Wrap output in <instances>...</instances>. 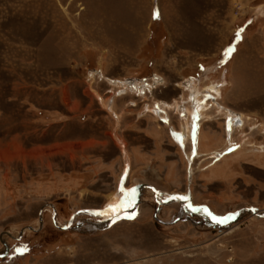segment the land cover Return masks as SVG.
Segmentation results:
<instances>
[{"label":"rangeland","instance_id":"obj_1","mask_svg":"<svg viewBox=\"0 0 264 264\" xmlns=\"http://www.w3.org/2000/svg\"><path fill=\"white\" fill-rule=\"evenodd\" d=\"M0 264H264V0H0Z\"/></svg>","mask_w":264,"mask_h":264},{"label":"bare ground","instance_id":"obj_2","mask_svg":"<svg viewBox=\"0 0 264 264\" xmlns=\"http://www.w3.org/2000/svg\"><path fill=\"white\" fill-rule=\"evenodd\" d=\"M109 106L112 107L114 106V104L112 105V102H109ZM162 110V109H160ZM165 111V110H164ZM159 109H156V114L158 115L159 118L164 119V120H168L169 119V115L167 113L163 114L159 113ZM182 116H183V126H182V130L179 132L174 130V136L176 138V140H178L182 146H186L187 144H193L194 150H193V156L190 159L191 163L193 162V159L196 158L197 156H199V152H198V143H199V139H200V131H201V124L202 122L209 116L208 112H207V106L204 102V100L200 97V94L196 93L193 97V110H190L188 108H184L182 111ZM210 117V116H209ZM228 119L229 121V139L230 142V146L232 147L231 149L235 148L237 145V143H235V141L233 140V131L234 128L236 127H240L243 124V117L238 116L236 113L234 112H229L228 113ZM216 157H220L223 154L220 153H213ZM184 194L180 193L179 196H182ZM185 197L189 200L188 196L185 194ZM115 204V201L111 202L108 205V209L111 208L113 205ZM127 204V201H126ZM125 206H123L121 212H119L118 214L120 215L122 213V211L125 209ZM106 208V210H108ZM103 214H105L106 216L104 218H109L111 217V215L106 214L104 212H102ZM57 224V223H56ZM59 226V225H58ZM60 228H62L61 226H59ZM35 229V228H34ZM25 230V229H24ZM23 230V231H24Z\"/></svg>","mask_w":264,"mask_h":264},{"label":"water","instance_id":"obj_3","mask_svg":"<svg viewBox=\"0 0 264 264\" xmlns=\"http://www.w3.org/2000/svg\"><path fill=\"white\" fill-rule=\"evenodd\" d=\"M89 212L93 213L94 215H99L101 217H105L106 215L103 214L102 212H98V211H92L90 210ZM107 217V216H106ZM115 217H109V219H114Z\"/></svg>","mask_w":264,"mask_h":264},{"label":"snow or ice","instance_id":"obj_4","mask_svg":"<svg viewBox=\"0 0 264 264\" xmlns=\"http://www.w3.org/2000/svg\"><path fill=\"white\" fill-rule=\"evenodd\" d=\"M180 199H184V198H180ZM196 209H193V211H195ZM228 218H225V221L227 220ZM220 222H224V221H221V220H217V223H220Z\"/></svg>","mask_w":264,"mask_h":264},{"label":"flooded vegetation","instance_id":"obj_5","mask_svg":"<svg viewBox=\"0 0 264 264\" xmlns=\"http://www.w3.org/2000/svg\"><path fill=\"white\" fill-rule=\"evenodd\" d=\"M128 202V201H127Z\"/></svg>","mask_w":264,"mask_h":264}]
</instances>
